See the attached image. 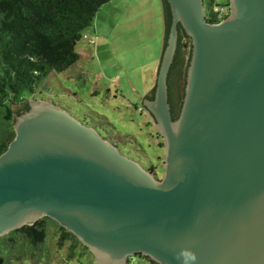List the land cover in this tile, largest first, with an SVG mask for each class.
<instances>
[{
    "label": "water",
    "instance_id": "1",
    "mask_svg": "<svg viewBox=\"0 0 264 264\" xmlns=\"http://www.w3.org/2000/svg\"><path fill=\"white\" fill-rule=\"evenodd\" d=\"M172 25L143 102L163 138V176L62 107L14 106L15 138L0 156V238L50 218L99 264H264V0H166ZM179 26L191 40L176 120L169 76ZM166 36V35H165ZM188 254L195 260H187Z\"/></svg>",
    "mask_w": 264,
    "mask_h": 264
},
{
    "label": "rangeland",
    "instance_id": "2",
    "mask_svg": "<svg viewBox=\"0 0 264 264\" xmlns=\"http://www.w3.org/2000/svg\"><path fill=\"white\" fill-rule=\"evenodd\" d=\"M160 5L161 0H114L104 5L76 46L80 61L65 73L52 74L46 81L47 89L37 95L94 127L105 139L106 132L94 123L106 117L116 133L122 132L119 135L124 140L134 143L133 147L116 144L120 152L144 169L156 168L158 177L164 171L163 142L158 141L149 117L133 103L147 72L161 55L165 27ZM0 127H6L3 114ZM1 242V249L9 251L8 244ZM83 246L62 240L57 226L50 224L45 242L14 248L10 264H99ZM129 264L150 263L133 257Z\"/></svg>",
    "mask_w": 264,
    "mask_h": 264
},
{
    "label": "trees",
    "instance_id": "3",
    "mask_svg": "<svg viewBox=\"0 0 264 264\" xmlns=\"http://www.w3.org/2000/svg\"><path fill=\"white\" fill-rule=\"evenodd\" d=\"M112 1L114 0H0V115L3 114V121L6 122L5 128L0 127V156L15 138L13 107L19 106L23 112L28 111L30 100H43L37 95H42L47 89L46 81L52 74H62L76 66L81 59L76 46L83 39L84 31L94 24L100 9ZM162 4L166 47L172 25V12L166 0H162ZM205 6L210 23H219L230 14L228 12L221 16L220 11L218 12L222 6L229 8V2L222 4L219 0H206ZM191 50V40L179 26L178 49L169 76L170 104L174 120L180 114L185 97ZM178 66L182 70L184 68L183 73L178 70ZM154 92L155 88L150 99L154 98ZM44 101L50 102V99ZM23 112L19 110L16 114L18 116ZM140 112L147 115L143 104ZM94 125L103 129L107 140L112 143L133 147V141L124 140L119 135L122 132L117 134L116 127L106 117L104 120L95 121ZM150 125L153 126L152 122ZM149 170L157 175L156 168L150 167ZM50 224L57 226L62 240H74L82 245L57 222L43 218L33 226H25L0 238V245L3 241L9 247V251L4 252L0 246V264L11 263L14 248L44 243ZM143 258L150 264H158L148 257Z\"/></svg>",
    "mask_w": 264,
    "mask_h": 264
},
{
    "label": "crops",
    "instance_id": "4",
    "mask_svg": "<svg viewBox=\"0 0 264 264\" xmlns=\"http://www.w3.org/2000/svg\"><path fill=\"white\" fill-rule=\"evenodd\" d=\"M159 7L162 9V17H163V22H164V10H163L162 0H161V5ZM164 27H165V22H164ZM165 35H166V28H165L164 35H163V45H162L161 55L159 59L157 60L156 64L154 65V67H152V69H150L147 72V77H146V80L144 81L143 87L139 91L136 92L137 100L133 104L138 105L140 108L142 107V104L146 100V98L153 92L154 88L156 87L158 70L160 67L162 54H163Z\"/></svg>",
    "mask_w": 264,
    "mask_h": 264
},
{
    "label": "built area",
    "instance_id": "5",
    "mask_svg": "<svg viewBox=\"0 0 264 264\" xmlns=\"http://www.w3.org/2000/svg\"><path fill=\"white\" fill-rule=\"evenodd\" d=\"M220 11V15L224 16L225 14L227 15L229 11V8L222 6L221 8L218 9V12Z\"/></svg>",
    "mask_w": 264,
    "mask_h": 264
},
{
    "label": "flooded vegetation",
    "instance_id": "6",
    "mask_svg": "<svg viewBox=\"0 0 264 264\" xmlns=\"http://www.w3.org/2000/svg\"><path fill=\"white\" fill-rule=\"evenodd\" d=\"M206 1V0H205ZM178 70L180 71V72H184V68H183V70H182V68L180 67V66H178ZM21 112H23L22 110H20ZM156 132V131H155ZM157 137H158V141H161V142H163V138L161 137V136H159V135H157ZM137 257H141L140 255H138Z\"/></svg>",
    "mask_w": 264,
    "mask_h": 264
},
{
    "label": "clouds",
    "instance_id": "7",
    "mask_svg": "<svg viewBox=\"0 0 264 264\" xmlns=\"http://www.w3.org/2000/svg\"><path fill=\"white\" fill-rule=\"evenodd\" d=\"M187 260H195V256L188 254L186 257Z\"/></svg>",
    "mask_w": 264,
    "mask_h": 264
}]
</instances>
